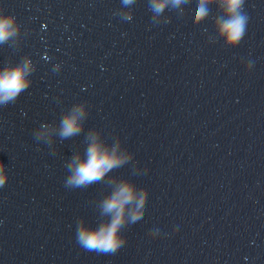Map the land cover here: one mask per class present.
Instances as JSON below:
<instances>
[{"label":"water","instance_id":"95a60500","mask_svg":"<svg viewBox=\"0 0 264 264\" xmlns=\"http://www.w3.org/2000/svg\"><path fill=\"white\" fill-rule=\"evenodd\" d=\"M198 4L0 0L17 29L0 42V71L32 67L28 89L0 106V264H264V0H245L237 44L220 32L222 0L199 21ZM81 104L82 131L62 139ZM89 132L132 159L66 187ZM121 181L146 192L141 218L119 229L115 254L85 251L77 223L110 221L101 204Z\"/></svg>","mask_w":264,"mask_h":264},{"label":"clouds","instance_id":"9594fccd","mask_svg":"<svg viewBox=\"0 0 264 264\" xmlns=\"http://www.w3.org/2000/svg\"><path fill=\"white\" fill-rule=\"evenodd\" d=\"M130 2L131 0H125V3ZM181 2L182 0H171L173 5ZM206 2L207 0H199L195 11L198 21L208 14V10L205 8ZM244 2L245 0H222L228 18L220 24V32L226 36L230 44L239 43L246 33L249 18L243 10ZM168 3L169 0H151V8L158 13ZM15 21L14 15L0 16V42H4L16 34ZM54 70H58V67H55ZM31 71V61L27 59L15 67H7L0 71V106L14 103L19 95L28 89L31 82L27 77ZM85 116L83 104L73 108L70 114L63 116L60 122L59 136L62 139H67L78 135L83 127L80 121ZM87 138L90 143L86 149V158H82L79 153L73 157L71 164L67 167L71 174L65 180L66 187L87 188L102 181L111 170L120 168L132 159L131 153L118 154L119 142L109 149L100 142L98 133L89 132ZM8 179L6 165L0 162V188L5 186ZM109 183H114V181ZM146 195V192L143 191L137 194L131 183L121 181L112 194L103 199L101 204L103 213L110 214V221H104L98 228L83 222L77 223V244L85 251L115 254L125 243V240L119 235V229L126 220L134 223L141 218ZM128 206H132V210L126 216Z\"/></svg>","mask_w":264,"mask_h":264}]
</instances>
